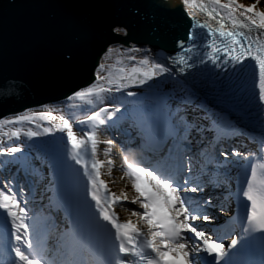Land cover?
<instances>
[{
    "label": "snow or ice",
    "instance_id": "snow-or-ice-1",
    "mask_svg": "<svg viewBox=\"0 0 264 264\" xmlns=\"http://www.w3.org/2000/svg\"><path fill=\"white\" fill-rule=\"evenodd\" d=\"M258 3L259 0L251 5L240 4L236 0H177V3L167 0L162 3L161 7L165 8L182 4L186 16L192 21L186 40L178 41L179 51L168 57L167 63L150 56L147 49L135 45L126 47L117 39L121 35H128L126 28L113 26L114 36L111 38L116 40V43L106 49L101 59H110L113 53L119 54L120 58L115 64L98 63L93 83L69 97L87 103H91V98L95 97L96 101L103 103L105 94L111 95L113 91L123 92L131 86H144L160 77L174 78L176 73L184 74L187 69L196 67L197 64L210 63L223 70L235 69L232 75L236 79L226 77L214 84L221 100L232 102L227 110L196 105L202 110V115L196 119L206 123H197L195 119L189 118L188 106L193 104L191 94L162 95L161 116L152 120L151 125L159 137L161 151L169 140L172 141L168 154L171 157L175 151L179 163L175 167L162 165L152 168L142 162L129 161L125 157L121 171L128 177L135 192V198L130 203L138 204L142 211L128 209L124 203L128 200L127 195L121 192L120 196H117L101 179L100 169L104 162L97 159L99 133L102 127L113 120L114 112H120L119 107H116L114 112L102 107L99 111L84 115L83 118L76 117V122L81 126L78 130H74L71 117L56 115L54 111L20 115L9 120L0 119V133L12 140V144L0 147V157H12L7 161L0 160V168H3L0 170V209L11 218L12 235L17 242L12 246V251L19 264H48V261L43 259L41 237L36 235L34 238L29 232L28 211L26 206L21 205L20 200L25 189L19 183L21 169L26 177H42L43 172L30 163L22 165L21 169L15 172L6 167L17 162L15 154L21 153L22 149L12 145L22 137L21 129L15 128L5 132L4 128L6 125L24 122L41 129L33 131L29 128L23 133L28 139L52 135L54 131H66L67 143L71 149L70 158L84 169V174L88 177V195L95 202L99 219L115 230L114 241L118 244L112 242L110 246L89 245L93 257L91 264H235L232 250L238 245L243 248L247 243L246 238L252 233H264V188L257 189L253 183L257 168L264 172V155H261L259 150L257 159L262 162L248 165L253 179H245L243 183L247 184V188L241 187L235 194L236 199L240 201L241 220H247L246 227L241 225V237L232 238L231 243L225 245L222 239L210 235L196 224L201 220L205 223L213 220L212 216L202 212L204 205L213 203L210 198H203L200 195L202 192L209 187H222L229 193V198L231 197L230 188L225 186L231 179L230 153L208 152L205 142L215 150L230 137L243 134L242 122L253 116L264 128V11L256 10ZM197 13L204 16V22H201ZM196 29L207 31L205 34ZM209 37L211 39H208ZM192 53H196V56L191 55ZM246 59L254 61L255 64H245ZM125 60L129 62L127 65ZM256 68L259 70L258 84L255 80ZM249 72L252 74L251 80L244 75ZM127 94L133 95L131 91ZM169 100L173 101L175 107ZM233 114L238 116V120L231 118ZM41 122L50 126H42ZM78 132L82 135H78ZM197 141L201 144L198 152L192 147ZM104 143L111 146L114 141L109 139ZM103 154L110 156V148L105 149ZM231 155L252 160L251 155L245 156L236 150H233ZM183 156L188 157L187 166L183 163ZM218 156L224 157L223 161L219 160ZM193 159H198L200 164L197 177L199 182L193 180ZM30 160V157L26 158V161ZM107 163L111 166L113 161L109 159ZM231 163L234 165L238 161ZM125 168L127 171H124ZM212 168L217 171L212 172ZM221 168L224 169L223 172L219 171ZM220 176L225 177V183H221ZM32 183L35 184V180ZM245 199L250 204L245 203ZM117 204L131 211L132 216L138 217L140 224L131 220L119 222L116 214L110 211ZM258 206L261 209L259 214ZM220 210L225 212L228 209L222 205ZM2 219L3 213H0V220ZM37 220L38 218H33L31 225L34 231ZM102 227L90 208L87 211L74 209L73 228L66 234L61 264H83L79 256L85 242L95 240ZM252 239L255 237L252 236ZM259 239L264 244V235ZM109 240L111 241V234ZM21 244L32 251L31 258L19 246ZM12 264L16 262L13 261Z\"/></svg>",
    "mask_w": 264,
    "mask_h": 264
},
{
    "label": "water",
    "instance_id": "water-1",
    "mask_svg": "<svg viewBox=\"0 0 264 264\" xmlns=\"http://www.w3.org/2000/svg\"><path fill=\"white\" fill-rule=\"evenodd\" d=\"M167 0H0V119L28 109L64 104L90 86L99 59L116 43L156 53L185 40L192 21L183 5ZM177 3V0H171ZM70 57V58H69ZM63 137H44L29 148L51 158ZM31 151V150H30Z\"/></svg>",
    "mask_w": 264,
    "mask_h": 264
},
{
    "label": "bare ground",
    "instance_id": "bare-ground-1",
    "mask_svg": "<svg viewBox=\"0 0 264 264\" xmlns=\"http://www.w3.org/2000/svg\"><path fill=\"white\" fill-rule=\"evenodd\" d=\"M245 1H247V0H244V1H240V2H238V1H236V2H238V3H240V4H244V5H246V3H245ZM222 2H224V1H222ZM199 13H197V15H198ZM199 16V15H198ZM109 46H112V45H109ZM108 46V47H109ZM127 46H132V44H129V45H127ZM126 46V47H127ZM107 47V48H108ZM106 48V49H107ZM141 49H147L148 50V54L150 55V56H153V57H155V58H157V59H159V57H158V53H156V52H154L153 50H151L150 48H147V47H140ZM106 51V50H105ZM105 53V52H104ZM104 53L102 54V56L104 55ZM101 56V57H102ZM101 57H100V59H99V62L98 63H106V64H115V62H116V60L117 59H119L120 58V56H119V54H117V53H113L112 55H111V58L110 59H101ZM160 60V59H159ZM124 63H125V65H127L129 62L127 61V60H125L124 61ZM97 68V67H96ZM94 80H95V76H94ZM172 79L171 78H168V77H160V78H158V79H155V80H153V81H151L150 82V84H146V85H144V86H132V89H133V92H135V93H137L136 95L135 94H133V95H131V96H128L125 100H127L126 102H125V104H126V106H123V105H119V107H121V113H123V117H124V119H125V121L126 122H123V123H121L120 122V118H117V116H115V117H113V120H114V123H113V125H110V129H113L114 131H122V130H124V131H129L130 132V136H131V138H134V139H137V135L138 134H141V133H138V129L135 131V130H133V129H131V123L129 122V121H131L133 118H134V115H133V113L136 111V110H141V109H145V106H144V104H145V99H144V97L143 96H140V95H138V94H140L139 92H145V89H149L150 91H152V92H156L157 91V89H160V87H162V85H163V88H171L172 87ZM89 87V86H88ZM87 88V87H86ZM86 88H84V89H86ZM84 89H81V90H84ZM129 88H126L123 92H115V91H113V93L111 94V95H108V94H105V99H108L110 96H115L114 97V99L115 100H113V101H117V100H119V101H121L122 100V97H119L120 95H123V94H126V93H128L129 91ZM80 91V90H79ZM132 92V91H131ZM74 95V94H73ZM73 95L72 96H70V97H73ZM108 97V98H107ZM92 98H94V97H92ZM110 99V98H109ZM108 99V100H109ZM70 100H72V99H69V97L66 99V101L64 102V104H61V105H65V103H67V102H69ZM72 102V101H71ZM83 104H86V105H88V103L85 101V102H83V101H81ZM93 104H89V107L91 108V109H93V108H95L96 110H98L99 111V109L100 108H102V107H100L101 105L98 103V102H92ZM95 103V104H94ZM160 103H162V100H160L159 102H158V107H154L153 108V110H154V113H155V116L156 117H159V109H162V104L160 105ZM169 103H173V101H171V100H169ZM131 104V105H130ZM76 105V104H75ZM77 105L78 106H80V103H77ZM76 105V106H77ZM105 105H108V104H105ZM102 106H103V104H102ZM58 107H60L61 108V106H57V105H45V106H43V107H40V108H37V109H28V110H25V111H23L20 115H26V114H32V113H40V112H45V111H54V114H56V115H61V114H63V115H65V116H68V117H71L72 118V120H73V118L74 117H78V116H76V114L75 113H73L71 110H73V111H75L76 109L74 108V109H72L71 108V110H69V109H67V108H61V109H57ZM173 107H175V105H174V103H173ZM189 107V113H188V115H189V118L190 119H195L196 120V122L197 123H206V121H201V120H199V119H196L198 116H200V115H202V110L201 109H199V108H196V107H193V106H188ZM89 108V109H90ZM90 109V110H91ZM78 114H79V112H78ZM89 114H91V113H89ZM19 115V116H20ZM75 119V118H74ZM57 123H58V121H57ZM41 124H42V126H50V125H48L46 122H41ZM15 126H16V128H19V129H21V133L23 134L24 132H23V130H25V129H27L26 127H29V123H27V122H24V123H19V124H14ZM31 125V129L33 130V131H40L41 129H37L36 127H35V125H33V124H30ZM22 126L24 127L23 129H22ZM107 125H105V127H106ZM5 128H8V126H5ZM30 128V127H29ZM138 133V134H137ZM209 135H211V134H209ZM41 136H43V137H50V135H41ZM52 136L53 137H59V138H62V137H64V138H67V135H66V131L65 132H63V133H59V132H55L54 131V133L52 134ZM242 137H239V135H236V136H234V137H230L228 140H226L225 142H229L230 144L231 143H233V142H238V145L241 147V149H246L247 151H246V155L245 156H248V155H251V156H253L254 155V158L255 157H257V151L259 150L260 151V153L263 155V152H264V150H263V152L259 149V140L257 139V138H255V135H251V134H249V133H245V134H242L241 135ZM7 142V138L6 137H3V135H2V133H0V145H3V144H5ZM240 142V143H239ZM229 144V145H230ZM193 149H196L197 151L198 150H200V148H201V144L200 143H194L193 145ZM212 148V147H211ZM207 151L208 152H214L215 150L212 148V151L210 150V149H207ZM216 151H218V146H217V148H216ZM230 153V152H229ZM182 154V153H181ZM247 160V159H246ZM245 160V161H246ZM187 161H188V159H187ZM192 164H193V169L195 170V172H196V175H197V177H198V175H199V172H198V170H199V167H200V164L199 163H195V161L193 160L192 161ZM38 169H41V170H44V171H42L43 172V176L42 177H39V178H37V177H35V179H36V181L38 180V183H41V180L42 179H47V176H49V174L47 175L46 173H47V170H45L44 168H42V167H40V168H38ZM47 169H48V171L50 172V175H51V171H50V168L47 166ZM47 175V176H46ZM30 178H32L33 176L32 175H28ZM30 196V195H29ZM219 197H217L216 199H218ZM213 203H212V205H209V207H211V209H213L214 208V201H212ZM216 202H218V201H216ZM32 204V203H31ZM42 216V215H41ZM45 260H47L48 261V264H54V262L52 261V260H50V259H45Z\"/></svg>",
    "mask_w": 264,
    "mask_h": 264
},
{
    "label": "rangeland",
    "instance_id": "rangeland-1",
    "mask_svg": "<svg viewBox=\"0 0 264 264\" xmlns=\"http://www.w3.org/2000/svg\"><path fill=\"white\" fill-rule=\"evenodd\" d=\"M222 1H224V0H222ZM236 1L240 2V1H244V0H236ZM255 2H256V0L245 1L246 5H251ZM256 10L257 11H264V0H259V3L257 4ZM109 98H108L109 100L105 99V100H107V102L104 100L103 103H99V104H105V103L106 104H112L113 102L118 101V100L113 101V100H115L114 98H111V97H109ZM79 100L80 99L77 100L78 102L72 101V102L66 104V106H61V108L62 107L67 108L69 110H71V108L74 109V107H76L75 104L80 103ZM91 100H92V102H94V101L96 102L95 98H92ZM61 108L58 107L57 109H61ZM86 110L87 109H85L84 113H81L77 116L83 118L84 115H88L89 113H92L96 109H91V110L88 109L87 111ZM9 119H15V117L14 118H5L4 120H9ZM73 125H74L75 130H78L81 127L76 122V117L74 119ZM6 126H8V128H4L5 132L16 128L15 125H6ZM29 127L31 128L30 124H29ZM29 127H26L27 129L23 130V132L24 131L26 132L29 129ZM23 128L24 127L22 126V129ZM112 132H109V130H106L105 127H102L100 130V133H99V143L97 145V152H98L97 159L104 162L103 166L100 169L101 179H103L106 182L107 187L110 189V191L115 193L117 196H120L121 192H124L127 195L128 200L125 201L124 203L127 205L128 209H134V210L142 211V209H139L138 204H131L130 203V201L135 198V192L131 187L130 180L128 179L127 176H124L123 172L121 171V168L125 162L124 152L122 149H120L121 148V146H120L121 139L118 137V135H115L116 133H112ZM78 135H82V133L78 132ZM109 139L114 141V143L111 146L104 143V141L109 140ZM7 140L8 141L5 144H12L11 139L7 138ZM4 145H1L0 147H2ZM12 146L22 147L20 141L13 144ZM108 148H110V156L106 157V156H104L103 153H104L105 149H108ZM89 153H90V149H89ZM4 157H7V156H4ZM109 159H111L113 161V164L111 166H109L107 163V161ZM2 160H5V159L3 158ZM0 170H3V169L0 168ZM124 171H125V169H124ZM121 200H123L122 197H121ZM115 209H117L116 210V212H117L116 216L118 217L119 222L123 223V222H127V221L131 220L134 223L140 224L138 217L132 216L131 211L126 210L125 207L118 205L117 207H115ZM145 231H146V229H145Z\"/></svg>",
    "mask_w": 264,
    "mask_h": 264
}]
</instances>
